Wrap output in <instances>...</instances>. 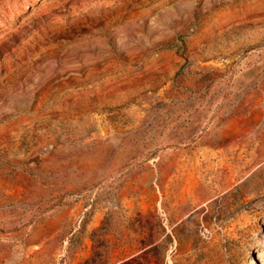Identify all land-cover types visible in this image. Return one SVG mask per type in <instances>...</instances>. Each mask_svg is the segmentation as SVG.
Returning a JSON list of instances; mask_svg holds the SVG:
<instances>
[{
  "label": "rangeland",
  "instance_id": "rangeland-1",
  "mask_svg": "<svg viewBox=\"0 0 264 264\" xmlns=\"http://www.w3.org/2000/svg\"><path fill=\"white\" fill-rule=\"evenodd\" d=\"M0 264H264V0H0Z\"/></svg>",
  "mask_w": 264,
  "mask_h": 264
}]
</instances>
